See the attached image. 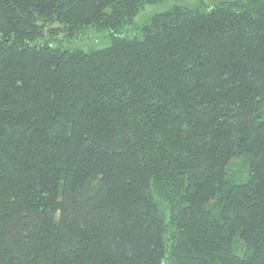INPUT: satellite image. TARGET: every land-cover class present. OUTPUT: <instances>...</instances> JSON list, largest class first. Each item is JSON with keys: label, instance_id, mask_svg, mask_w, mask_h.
<instances>
[{"label": "trees", "instance_id": "trees-1", "mask_svg": "<svg viewBox=\"0 0 264 264\" xmlns=\"http://www.w3.org/2000/svg\"><path fill=\"white\" fill-rule=\"evenodd\" d=\"M164 1L0 0V264H264V0Z\"/></svg>", "mask_w": 264, "mask_h": 264}, {"label": "rangeland", "instance_id": "rangeland-1", "mask_svg": "<svg viewBox=\"0 0 264 264\" xmlns=\"http://www.w3.org/2000/svg\"><path fill=\"white\" fill-rule=\"evenodd\" d=\"M219 1L221 0H166L162 3L147 5L136 16L135 24H143L156 13L166 11L177 4L196 8L201 4L205 6H213ZM125 32L129 36H133L135 33L134 25L128 26ZM58 40L65 46H71L73 48L79 47L88 50L91 48H103L108 46L111 42V36L106 33L99 34L93 27H89L84 38L80 40H66L64 39L63 34L59 36ZM228 173L230 177L236 180H246L249 175V162L247 157L244 155L234 157L228 166Z\"/></svg>", "mask_w": 264, "mask_h": 264}]
</instances>
